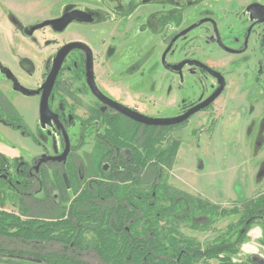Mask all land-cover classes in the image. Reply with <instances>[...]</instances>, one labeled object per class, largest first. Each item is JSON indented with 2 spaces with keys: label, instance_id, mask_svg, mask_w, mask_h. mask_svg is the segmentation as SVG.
Segmentation results:
<instances>
[{
  "label": "flooded vegetation",
  "instance_id": "obj_1",
  "mask_svg": "<svg viewBox=\"0 0 264 264\" xmlns=\"http://www.w3.org/2000/svg\"><path fill=\"white\" fill-rule=\"evenodd\" d=\"M56 2H58L57 5L53 4ZM199 4L209 6V8L202 9L213 7L210 10L215 14L220 9L222 19L217 20L209 15L197 16L200 13L197 10ZM223 5L225 8L222 7ZM57 20H62V22L53 25L46 24ZM101 37L107 38L108 42L106 41V43L108 47L114 49L112 50L114 51L113 56L116 58L111 66L109 64L111 68H109L110 75L108 77L115 76L118 79L123 74L122 77L127 78L125 84L122 83L125 89L129 86L140 87L144 83H146L144 85L151 83L160 86V78L163 76H168L169 79H166V84L161 86H170L173 96H176L177 92L179 93L176 90L177 82L183 85L185 80H190L192 86L200 82L203 87H206L210 77H212L217 83V78L209 71L218 72L211 69L199 57L200 53L207 54L209 46L212 44L224 54L240 57L238 61L243 65H246L243 62L244 59L250 62L246 69L256 72L254 81L250 83L261 86L262 94H264L263 84H260L262 82L261 76L264 74V0H89L86 3H82L81 0H0V53L12 51L13 48L3 45V42L8 43L7 40L11 43L15 40L22 43L26 42L27 49L32 55H45L42 62H45V67L48 69L46 78L38 89V94L31 97L14 92L13 85L1 73L4 80L9 83L11 91L25 98L38 99L36 123L30 127L16 110L14 104L0 89L2 96L0 98V113L2 111L9 117L16 113L29 133L24 135L21 131L6 126L4 123L0 122V125L18 133L23 140L28 141L29 144L27 142L25 146H34L36 142L32 130H37V123L44 127L53 124L63 138L65 148L66 138L68 139L65 132V127H68L66 119L78 116L72 114L74 113L71 112L72 106L66 102L63 103L62 110L53 112L50 108V101L58 77L63 67L68 63L71 64L70 71L73 76L78 82L84 81L88 92L94 99L95 108L90 110L88 117L92 120L90 123L94 125L95 129L92 151L94 146H98V142L103 140L101 136L106 133L109 125L115 121L120 129L127 133L136 130L134 125L140 126L137 137H140L147 127L160 132L164 131L163 129L171 130L184 125L194 115L205 112L225 90V79L218 73L224 81L221 94L208 107L191 115L186 121L169 127L144 126L134 122L113 110L109 104L102 102L92 93L87 84L89 55L93 83L100 95L142 116L162 119L154 115L142 114L138 108L131 107L123 102L124 100L113 97L97 84L95 59L102 55L100 50ZM73 44L83 45L87 50L73 49L65 56L48 97V107L54 117L48 122H42L39 110L42 86L58 54L62 49ZM120 49H122L121 52ZM51 55H53L52 58ZM103 55V59H105L106 53ZM115 64H119V71L114 69ZM239 80H243L247 84L246 80ZM204 82L206 86H204ZM218 88L217 83L215 92ZM215 92L202 101L194 103L181 101L182 105L176 108L179 113L169 119L182 117L193 108L206 102ZM242 101L240 99L236 102L243 103ZM252 106L255 110V105L252 104ZM66 110L69 113H66ZM250 119L249 126L253 124L251 128L249 126L245 128L248 130L246 132H249L248 134H258V132L261 135L264 134V127L260 126L264 117L257 124L253 117ZM259 141L261 142L260 145L258 144ZM259 141L257 146H263L262 138ZM69 146V154L63 161L41 162L43 158L61 155L64 149L57 156H40L32 166L26 165L25 161L20 158L22 155L18 158L7 159L0 154L8 161L7 164L2 163L3 165L0 167V184L6 187L8 193L16 194L19 203L24 199L33 200L34 196L33 193L30 194V191L34 189V186H37L43 190L41 200L48 199L61 210L68 208L70 203L85 190L95 197L99 196L104 189H108L109 181L97 175L95 156H92L94 164L91 163V168L86 166L83 161L72 165L69 161L72 155L70 141ZM122 155L126 156L124 151H122ZM10 162H15V164L11 166ZM101 166L106 172L110 170L112 161L103 162ZM116 166L120 171L124 169L118 162ZM12 167L13 171L11 170ZM49 169L52 173L51 179L47 174ZM10 171L13 172L12 175ZM144 178L145 175L141 177L142 186L145 184ZM1 196V198L6 197ZM71 196L72 198H69ZM85 237L89 238L88 234ZM73 244L71 243L69 247L71 248Z\"/></svg>",
  "mask_w": 264,
  "mask_h": 264
},
{
  "label": "rangeland",
  "instance_id": "obj_2",
  "mask_svg": "<svg viewBox=\"0 0 264 264\" xmlns=\"http://www.w3.org/2000/svg\"><path fill=\"white\" fill-rule=\"evenodd\" d=\"M81 1L86 3L89 0ZM57 3L53 4L57 5ZM222 7L225 8V5ZM202 8H209V6L199 4L197 10L200 13L197 16L209 15L217 20L222 19L220 9L215 14L210 10L213 7L210 9ZM101 40L102 55L95 59L97 84L113 97L124 100L123 102L131 107L138 108L144 115L150 114L162 119L172 118L179 113L176 108L182 105L181 101H192V103L202 101L215 92L217 88L216 80L212 77L209 79L208 86L204 82L206 87H203L200 82H196L197 86H192L190 80H185L183 85L177 82L176 90L180 94L177 92L176 96H173L170 86H161L166 84V79H169L168 76H163L160 78V86L151 83L144 85L146 84L144 83L140 87L129 86L125 89L123 84L127 78L122 77L123 74L118 79L115 76L108 77L110 75L109 68L116 58L113 56L114 51L112 50L114 49L108 47L106 43L107 38L101 37ZM7 41L8 43L3 42V45L13 49L6 53H0V73H3L7 81L13 85L14 92L26 97L37 95L38 89L48 73L45 62H42L45 55H32L27 49L26 42L22 43L15 40L11 43L9 40ZM214 46L211 44L208 49L209 52L207 54L200 53L199 57L211 69L224 77L225 90L205 112L194 115L180 127L160 132L162 134L161 149H167L173 142H176L178 146L172 167L163 170L162 183L178 192L218 206L220 209L231 210L232 208H240L239 203L242 200L264 194V144L257 146V142L261 138L264 141V134L261 135L259 132L258 134H248L249 132H246L248 130L245 129L251 122L250 118L253 117L257 124L264 117V94H262L261 86L250 83L254 81L256 76V72L246 69L250 62L244 59L243 62L246 65H243L238 61L240 57L224 54ZM121 51L122 49H120ZM104 53H106L105 59H103ZM70 67V63L66 64L58 77L50 101V108L53 112H57L63 108L64 102L72 106L71 112H74L72 114L78 117L66 119L68 127H65V132L72 150L69 161L72 165L83 161L86 166L91 168V163L94 162L92 149L95 129L94 125L90 123L92 120L88 117L90 110L95 108L94 99L88 92L83 78V82H78L71 73ZM119 67V64L114 65V69L117 71L120 70ZM239 79L246 80L247 84ZM261 79L260 84H263L264 91V74ZM5 95L9 100L12 98L13 102L22 107L21 110L24 109L27 117H29L30 109L26 108L29 103L17 99L13 93H9V96L6 93ZM240 99L243 100V103L236 102ZM252 104L255 105V110ZM66 113L69 112L66 110ZM125 126L127 127L126 124ZM260 126L264 127V119ZM36 127L37 130H32L36 142L33 148L29 146H24L22 149L17 148L18 153L22 155L20 158L25 161L26 165L30 166L40 156H57L64 149L63 138L53 124L44 127L37 123ZM3 134L0 131L1 144L11 141V143H17L18 146L27 145L28 141L22 140L18 133L10 134L11 137L5 135L6 141L1 136ZM258 144L260 145L261 142L259 141ZM124 153L126 156L129 155L127 150ZM10 164L13 166L15 162H10ZM11 170L13 171V167ZM12 171H10L11 175L13 174ZM47 174L51 179V169L47 171ZM152 178L150 173L145 175L143 190L149 189ZM0 192L1 195L6 196L3 198L2 211L19 215L21 207L22 211H28L30 216L43 218L48 217V213H51L43 210L45 207L34 208L43 197V190L37 186H34V189L30 191V194L33 193V200L24 199L21 203H19L16 194L8 193L6 187L1 184ZM205 220L204 217L200 219L202 222ZM214 220L216 221L204 231L193 232L191 229L189 231L182 225L181 232L186 237L193 238L205 246L207 242H211L221 233L226 232L230 225H234L238 217L231 216ZM188 228H191L189 224ZM247 236L248 241L238 246V254L233 257V260L244 261L247 257L252 256L264 264V246L261 245L263 237L260 227H252ZM0 264L29 263L25 259H18L10 254H0Z\"/></svg>",
  "mask_w": 264,
  "mask_h": 264
},
{
  "label": "trees",
  "instance_id": "obj_3",
  "mask_svg": "<svg viewBox=\"0 0 264 264\" xmlns=\"http://www.w3.org/2000/svg\"><path fill=\"white\" fill-rule=\"evenodd\" d=\"M0 122L29 133L16 113L9 117L1 111ZM134 127V132H123L115 121L94 146L97 175L109 181L99 196L85 190L64 210L40 200L34 208L51 212L43 218L21 207L19 215L2 211L0 195V254L29 264H262L252 256L244 261L233 257L252 227H260L264 246V194L226 210L170 188L162 183V173L174 163L176 142L161 149L160 131L147 127L137 137L140 126ZM126 150L129 155H122ZM106 161L112 166L104 172L101 165ZM117 162L123 170L116 168ZM2 163L8 161L0 155ZM148 173L153 178L143 190L141 177ZM231 216L238 217L237 222L205 246L181 232L182 225L204 231L214 219Z\"/></svg>",
  "mask_w": 264,
  "mask_h": 264
},
{
  "label": "water",
  "instance_id": "obj_4",
  "mask_svg": "<svg viewBox=\"0 0 264 264\" xmlns=\"http://www.w3.org/2000/svg\"><path fill=\"white\" fill-rule=\"evenodd\" d=\"M60 22H62V20L51 21V22H48L46 24L53 25V24H57ZM41 27H44V26H41ZM77 48L87 50V49H85V47L83 45H80V44L69 45V46H67L61 50V52L58 54V56L56 57V59L53 63V67H52L44 85L42 86V93H41L40 106H39L40 119L42 122H48L49 119L54 117L53 114L51 113V111L49 110V107H48V97H49L51 89L54 85L55 79L57 77V74L59 72V69L61 67V64H62L65 56L67 55V53L69 51H71L73 49H77ZM209 72L217 78V83L219 85V88L217 89V91L206 102H204L203 104H200L197 107L193 108L191 111H189L187 114L183 115L182 117L175 118V119L148 118V117L142 116L138 113H135L132 110H129L127 108L119 106L116 103H113V102L109 101L108 99L104 98L102 95H100L97 92L95 85L93 83L92 66H91V60H90L89 55H88V63H87V84H88L90 90L92 91V93L95 96H97L102 102L109 104V106L113 110H115L118 113L122 114L123 116L129 118L130 120L137 122L139 124H142L144 126L169 127V126L178 125V124L186 121L191 115H193V114L199 112L200 110L208 107L221 94V92L224 88V81H223L222 77L218 73H215L213 71H209ZM65 142H66V146H65L64 151L61 155H59L57 157L43 158V160L41 162L63 161L67 157V155L69 154V150H70L69 141L67 138H66Z\"/></svg>",
  "mask_w": 264,
  "mask_h": 264
},
{
  "label": "crops",
  "instance_id": "obj_5",
  "mask_svg": "<svg viewBox=\"0 0 264 264\" xmlns=\"http://www.w3.org/2000/svg\"><path fill=\"white\" fill-rule=\"evenodd\" d=\"M0 89L4 93V95L6 93L9 96V93H13L14 97L17 96V99H21V100L26 101L27 103H29V106H27L26 108L30 109V114H29V117H27L26 113L24 112V109L21 110L22 107H19L18 104L13 102V99L10 98V100H12L11 102L14 104V106L16 107V110L19 112V114L25 119V121L28 123V125L30 127H33L34 124L36 123V119H37V98H25V97H22L19 94H16L13 91H11L9 83L4 80V77L2 76L1 73H0ZM0 127H1L0 128L1 133H4L1 136L4 137L5 141H6V136L5 135H9L11 137L10 134H14L15 133V132H12L9 129H6V128L2 127V126H0ZM19 142L21 144V140ZM11 145H16V146H11ZM24 146H25L24 144H23V146H18L17 143L16 144L13 143V142L11 143V141L6 142V144H1L0 143V154L5 156L7 159L18 158L21 154L18 153L17 148L19 147L18 149H22ZM29 147L33 148V146H29Z\"/></svg>",
  "mask_w": 264,
  "mask_h": 264
}]
</instances>
